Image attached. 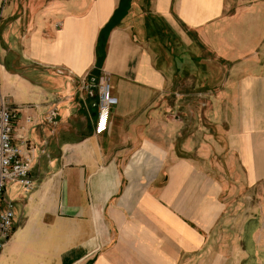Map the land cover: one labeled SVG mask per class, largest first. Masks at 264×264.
Returning <instances> with one entry per match:
<instances>
[{
	"label": "crops",
	"instance_id": "obj_1",
	"mask_svg": "<svg viewBox=\"0 0 264 264\" xmlns=\"http://www.w3.org/2000/svg\"><path fill=\"white\" fill-rule=\"evenodd\" d=\"M28 25L0 31V97L34 150L0 264H191L225 189L264 180V0H52Z\"/></svg>",
	"mask_w": 264,
	"mask_h": 264
},
{
	"label": "rangeland",
	"instance_id": "obj_2",
	"mask_svg": "<svg viewBox=\"0 0 264 264\" xmlns=\"http://www.w3.org/2000/svg\"><path fill=\"white\" fill-rule=\"evenodd\" d=\"M51 1L0 0V31L10 32L11 26L16 23V39L21 43L28 33V23L34 11L43 16ZM177 112L180 113L177 118L184 117L182 111ZM223 161L227 162V159ZM262 163L264 159H261V169L264 168ZM13 192L10 187L6 199L11 200ZM220 199L224 206L220 229L211 233L206 252L193 258L191 264H264V180L250 189L235 188L232 185L228 190L225 189ZM14 211L19 226V204L15 205Z\"/></svg>",
	"mask_w": 264,
	"mask_h": 264
},
{
	"label": "built area",
	"instance_id": "obj_3",
	"mask_svg": "<svg viewBox=\"0 0 264 264\" xmlns=\"http://www.w3.org/2000/svg\"><path fill=\"white\" fill-rule=\"evenodd\" d=\"M118 104L113 97L111 85L106 84L100 89V123L107 129L112 107ZM19 120V111L13 109L7 98L0 97V254L11 239L16 216L13 203L6 200L8 183H19L25 189L32 187L31 171L34 163V150L16 143L15 132ZM31 119H27L30 123Z\"/></svg>",
	"mask_w": 264,
	"mask_h": 264
}]
</instances>
